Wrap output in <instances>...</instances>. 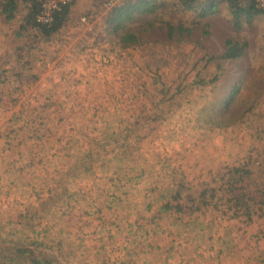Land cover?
Listing matches in <instances>:
<instances>
[{
    "label": "rangeland",
    "instance_id": "obj_1",
    "mask_svg": "<svg viewBox=\"0 0 264 264\" xmlns=\"http://www.w3.org/2000/svg\"><path fill=\"white\" fill-rule=\"evenodd\" d=\"M104 1L0 35V264H264V12Z\"/></svg>",
    "mask_w": 264,
    "mask_h": 264
},
{
    "label": "trees",
    "instance_id": "obj_2",
    "mask_svg": "<svg viewBox=\"0 0 264 264\" xmlns=\"http://www.w3.org/2000/svg\"><path fill=\"white\" fill-rule=\"evenodd\" d=\"M33 1V0H31ZM228 3V10L232 11V15L235 18H238L242 15L249 17H252L253 15H256L259 13L258 10L254 8L253 2L245 3L237 0H226ZM151 4L150 1L147 0H126V3L123 4L121 7L114 9L110 16V28L112 29L111 33L116 34L117 31H120L122 29V26H124V22L130 21L133 18V15L137 12H148L149 5ZM185 6H188V8L192 9L194 8V1L193 0H184ZM214 7V4H210L209 8ZM61 11L56 13L53 22L50 25V27H45L43 25L37 24L35 22V17L38 13V7L33 2V8H31L30 15L28 14L27 17V24L33 23V25L38 26L40 31L47 37L52 35L53 33L58 32L67 21V17L69 15V9L67 6H62ZM17 10V4L14 0H7L3 2L2 4V11L7 17H11L12 13ZM261 12V11H260ZM134 37L130 34H126L125 36H122L120 38L121 43H129L133 41ZM227 50L222 56V59L230 60V59H236L241 56L243 48H236L231 44V42H227L226 44ZM235 94H231L229 101L233 100V96ZM17 253H19L22 256H28L29 257V264H47L44 263L41 258L36 257L34 258L33 252L26 251V250H17ZM21 258V257H20Z\"/></svg>",
    "mask_w": 264,
    "mask_h": 264
},
{
    "label": "built area",
    "instance_id": "obj_3",
    "mask_svg": "<svg viewBox=\"0 0 264 264\" xmlns=\"http://www.w3.org/2000/svg\"><path fill=\"white\" fill-rule=\"evenodd\" d=\"M40 3V12L36 19V23L50 27L53 22V18L56 13L59 12L61 4L65 3L66 0H38ZM121 1V0H116ZM194 1V0H193ZM241 2H253L254 8L258 11L264 12V0H237ZM106 6L111 7L114 4V0H105ZM84 21V18L81 19Z\"/></svg>",
    "mask_w": 264,
    "mask_h": 264
},
{
    "label": "crops",
    "instance_id": "obj_4",
    "mask_svg": "<svg viewBox=\"0 0 264 264\" xmlns=\"http://www.w3.org/2000/svg\"><path fill=\"white\" fill-rule=\"evenodd\" d=\"M2 3L3 1L0 0V35L5 36L12 33L15 34L17 29H23V25L27 22V19L24 18L25 14H19L18 12L22 5L19 4L18 9L12 13V16L7 17L2 11Z\"/></svg>",
    "mask_w": 264,
    "mask_h": 264
}]
</instances>
